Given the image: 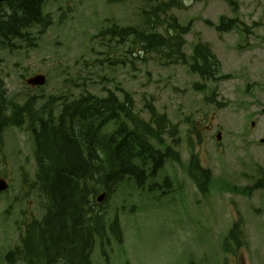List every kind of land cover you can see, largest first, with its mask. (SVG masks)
Segmentation results:
<instances>
[{"label":"rangeland","instance_id":"obj_1","mask_svg":"<svg viewBox=\"0 0 264 264\" xmlns=\"http://www.w3.org/2000/svg\"><path fill=\"white\" fill-rule=\"evenodd\" d=\"M59 2V13L52 14L53 25L41 37V40L42 42L51 40L57 45L64 41L59 50L56 51L54 59V64L60 65L62 68L58 67L59 73L53 72L52 67L54 64L52 66V60L43 54L33 51L7 49L0 53V59L3 61L4 77L11 97L35 96L38 104H41L43 101H47L50 96L57 95L60 91H67L68 77H72L69 85L82 83L84 86V82H86L92 92L102 95L103 92L95 84H92L100 81L97 78L100 74L101 76L115 79L116 84L131 93L135 99L137 110L145 108L146 101L149 100L161 113H166L173 124L183 122L184 125L179 126L182 135H185L187 131V118H190V124L202 125L203 127L213 124L214 126H221L229 132H232L237 127L235 122L239 109L238 101L242 96L245 85L250 81H256L257 72H262L258 68L260 62L253 59L260 51L246 50L241 46H251L255 49L264 48V0H238L240 7H238L237 16L248 25H252L254 22L260 25L255 29L260 38L250 40L248 43H243L237 36V32L219 38L215 31L209 29L204 23L210 20L215 24L221 16L234 17L233 9L227 5L225 0H194L190 3L186 1L185 10L173 11V14L178 16L182 25H186L191 20L193 21V32L188 36L186 53L189 54L195 43L203 41L209 44L216 53L223 66V73L231 75L230 79L220 82L218 85L207 84V93L212 94L213 91H216L217 96L215 99L225 105L223 108H216L215 105L206 103L205 96L194 88V84L199 82V78L190 74L188 69L183 66L158 65L152 62L151 58L147 64H144L141 61H135V58L131 55L123 58L124 63L128 66L125 68L120 66L116 72H112L108 63L103 65L92 63L89 67L84 66L83 63L85 61H92L96 58L102 59V56L97 55V53L90 55L89 52L92 45L89 40L92 35L98 34L103 28L110 27L112 21L124 26L134 23L143 26L142 19L138 14L142 7V0H129L123 5H110L106 3V0H76L71 22L68 23V33L70 34L72 30L73 38L69 37L66 39L65 26L62 23L73 11V0H59ZM45 5L43 7L45 13H48V11L56 12L57 6L54 0H49L46 7ZM71 27L73 28L71 29ZM197 35H199L198 38ZM87 37H89L88 41ZM251 42L253 44L249 45ZM94 45L96 46V51H104L101 46L97 45V42H94ZM114 52L118 55L124 54L123 47L116 49L113 45L111 53ZM79 59V64L76 65ZM132 63L135 65L134 69H132ZM63 68L69 69V72L66 74L60 73ZM75 71H79L81 80L74 77L76 75ZM40 72L50 73V83L42 91L34 90L30 92L25 84V79L29 75ZM110 87L113 88V85H110ZM152 98H154V102ZM142 117L145 119L149 118L147 111L142 114ZM210 137V134L207 133L201 136L204 142L198 151L202 153V156L206 151L212 155L213 163L211 164L220 170V163H218L220 154L215 150L214 145L212 147L213 140ZM195 140L198 141L199 138L196 137ZM231 145V147L227 148L228 152L226 154L228 155L233 153L234 142ZM183 150L184 158L188 159L185 145ZM170 165L171 163H167L164 169L158 173L154 180V183H157L158 186L154 190L150 189V185L153 183L151 180L146 183L143 189L138 188L133 180H126L114 195L107 219L110 220L117 212L119 213L124 244L119 246L117 243H113L109 247L111 264H124L127 258L129 260L133 259L140 264H176L182 258L186 261L191 259L194 264H212L213 254L211 249L205 246L204 240L201 241L199 239L202 237L196 235L195 244L192 240L189 241L190 247H187L188 249L180 248L182 246L179 247L177 245L175 240L187 241L189 236H191L193 228L189 225L178 228L173 232L175 240L172 238L169 240L166 235L168 223L179 221L175 215L171 216L167 209L171 206L176 211L180 209H175L174 204L177 202L175 201L176 198L179 200L182 196V188L185 191L183 205L189 210V219H202L204 214V200L202 199L200 204L198 203L197 198L200 197L195 191V186L194 189L192 183L183 177L185 188L180 186L178 190L177 181L180 170L176 172L175 167ZM29 167L35 170L36 163L30 164ZM4 169L5 167L3 166L0 168V170ZM167 178L173 184V190H178L177 197L172 196V188L169 189L171 192H168V186L164 185V181ZM166 190L167 194L161 196V193ZM38 198L39 192L36 190L34 193L35 203L32 206V210H34V215L37 218L41 216V211L37 207ZM213 200L215 202V210L222 215L224 223L228 224L229 228L232 224L228 216V210L231 208L230 198L224 197ZM119 206L120 210H117ZM178 206L182 208L181 203ZM208 216H211V214L209 213ZM209 218L213 221L209 226H214V219L212 217ZM253 220L254 222H259L256 218H253ZM202 222L203 226H205L204 219ZM14 224V218L9 219L8 222L5 221L2 209H0V236L13 227ZM217 226L219 228L216 227L214 231L209 232V238L213 241L212 244L217 243L218 236L225 233L223 232L222 224ZM252 226L250 224L248 229L254 230L255 227ZM256 229L252 233L255 241L249 244L250 255L254 258L252 264H264V232L261 231L264 230V227L258 231ZM10 236L9 232L5 234L0 241V246L7 242ZM199 243L204 247L205 259L203 261L193 251ZM12 244L13 241L10 239L7 246ZM5 249L0 250V253L5 251ZM217 249L222 251V240L218 244ZM184 252H186L187 256L183 255ZM214 257H218V254ZM235 263L236 259L231 257L226 264ZM250 263L251 259H249ZM0 264L3 263L0 262ZM92 264H106L100 255L98 246L92 257Z\"/></svg>","mask_w":264,"mask_h":264},{"label":"trees","instance_id":"obj_2","mask_svg":"<svg viewBox=\"0 0 264 264\" xmlns=\"http://www.w3.org/2000/svg\"><path fill=\"white\" fill-rule=\"evenodd\" d=\"M41 1L12 0L7 5L9 11L0 19L2 44H8L11 38L32 44L29 30L39 24L45 31L51 25L50 21H40ZM142 1L143 26L122 28L113 24L100 31L97 41L104 43L108 38L119 43L127 41L129 52H139L145 60L184 59L182 48L191 24L181 25L172 12L184 9L185 0ZM232 27L230 21L224 20L220 30L229 31ZM194 50L198 62L203 61L202 66L193 68L195 71L203 76L218 72L220 66L211 51L202 45ZM124 95V102L113 92L106 98L90 92L73 100L61 97L55 127L43 130L38 138V152L50 162L40 167L38 183L43 197L40 206L45 214L41 220L33 221L32 230L25 235L19 249L22 264H90L96 238L104 239L110 195L126 176L143 174L149 164L144 163L146 159L155 158L150 144L152 140L163 144L159 131L135 115L131 96ZM128 122L132 127H128ZM152 122L156 123L153 118ZM110 124L114 125V131L104 132V127ZM168 157L178 160L170 152L162 160ZM140 169L142 172L138 173ZM103 191L110 195L104 205H99L97 196ZM113 225L117 226L118 221ZM8 262L11 264L10 259Z\"/></svg>","mask_w":264,"mask_h":264},{"label":"flooded vegetation","instance_id":"obj_3","mask_svg":"<svg viewBox=\"0 0 264 264\" xmlns=\"http://www.w3.org/2000/svg\"><path fill=\"white\" fill-rule=\"evenodd\" d=\"M230 5L238 7L239 2L238 0H230ZM225 19L233 20L230 21L231 24H238L240 32H237V36L243 42L248 43L250 40L260 38V35L255 32L256 27L260 26L259 23L254 22L252 25H248L239 16L235 18L222 17V23ZM208 23L211 22L208 21ZM207 50L212 51L209 45ZM246 50L260 51L253 59L260 62L258 68L262 70L263 74L257 72L256 77L261 80L262 85L256 84L255 87L264 89V48L247 47ZM246 97L250 99L249 102L252 104L246 109L241 103L238 121L240 128L234 137L236 141L234 167L236 166L238 178L235 196L242 209L250 211L251 215L256 213L264 217V113L259 110L260 102L264 103V101L259 100V96L247 95ZM261 97L264 98V95ZM238 213L242 215L240 211Z\"/></svg>","mask_w":264,"mask_h":264},{"label":"water","instance_id":"obj_4","mask_svg":"<svg viewBox=\"0 0 264 264\" xmlns=\"http://www.w3.org/2000/svg\"><path fill=\"white\" fill-rule=\"evenodd\" d=\"M102 199H103V197H100V199H99V200L101 201Z\"/></svg>","mask_w":264,"mask_h":264}]
</instances>
